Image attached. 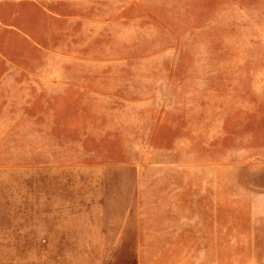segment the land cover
I'll list each match as a JSON object with an SVG mask.
<instances>
[{
  "label": "rangeland",
  "instance_id": "374dc122",
  "mask_svg": "<svg viewBox=\"0 0 264 264\" xmlns=\"http://www.w3.org/2000/svg\"><path fill=\"white\" fill-rule=\"evenodd\" d=\"M0 22L27 58L0 78L24 101L0 105V264H264V0H0Z\"/></svg>",
  "mask_w": 264,
  "mask_h": 264
},
{
  "label": "crops",
  "instance_id": "0c3cea01",
  "mask_svg": "<svg viewBox=\"0 0 264 264\" xmlns=\"http://www.w3.org/2000/svg\"><path fill=\"white\" fill-rule=\"evenodd\" d=\"M9 25H5L0 22V78L8 77V75L22 76L23 68H27V58L24 56V60L22 61V57L16 54H11L8 51V45L11 43L10 37L5 38L4 35L9 31ZM12 29H16L20 32V30L16 27ZM7 32V33H5ZM6 49V50H5ZM18 96V100H14L13 94L10 95V91L6 90L5 87L0 88V105H8L14 104H24L23 99V91L18 88L17 92L14 93ZM29 103V97H27ZM21 101V102H20Z\"/></svg>",
  "mask_w": 264,
  "mask_h": 264
}]
</instances>
